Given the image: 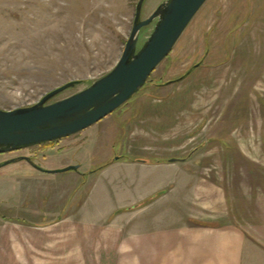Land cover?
Wrapping results in <instances>:
<instances>
[{"label": "rangeland", "instance_id": "rangeland-1", "mask_svg": "<svg viewBox=\"0 0 264 264\" xmlns=\"http://www.w3.org/2000/svg\"><path fill=\"white\" fill-rule=\"evenodd\" d=\"M137 1L0 0V108L34 104L54 87L69 80H79L49 100L54 101L107 73L122 52ZM161 1L145 0L141 18H146ZM212 5L213 0L204 2L145 84L99 123L106 124L104 135L75 138L74 135L0 153V163L27 156L46 170L39 171L23 159L0 166V236L10 232L9 235L31 242L27 245L29 250L20 246L23 248L18 251L20 261L16 264H136L134 256L126 257L125 254L133 252L130 241L136 236L135 232L151 228L148 224L151 218L145 217L146 225L140 227L136 224H140L143 217L126 215L124 219L128 218L129 230L120 229V224H70L72 216L68 223H52L68 215L81 202L84 207L79 217L89 221L99 217L104 219L124 207L129 193L142 186L134 179L136 175L140 178L139 173L125 175L123 170L118 172L112 168L110 175L105 171L96 178L87 196L90 180L81 173L86 175L87 171L120 155L152 159L147 150L139 148L142 142L130 135L133 127H147L140 124L146 113L136 112L137 107L133 106L136 98H158V93L151 89L152 83L164 82L162 76L170 65L176 67L174 73H177L202 63L205 59L201 57V51L209 56V63L222 64L216 68H202L197 76L193 100L198 111L209 114L203 130L192 133L189 140H209L222 146L180 151L215 160L220 157L240 159L236 167L227 166V172H239L238 193L242 199L257 198L260 202L259 197L264 191V19L252 21L250 29L245 28L248 35L238 44V52H225L227 42L222 43V38L217 37L211 39V52L207 54L203 45L206 37L201 41V32L216 24L217 18L211 14ZM217 25L224 29L228 24L222 28L221 24ZM152 26L153 23L141 28L138 47ZM243 28L238 31L242 32ZM197 81H186L182 86L188 91L187 88L191 90ZM198 118L191 117L190 122L194 123ZM193 123L175 126V140L187 139L185 132L189 128L194 130ZM67 159L71 161L67 165H78V169L55 171L67 166ZM216 167L219 171V164ZM119 175L121 180L116 179ZM142 177L145 181L151 179L150 175ZM104 181L109 182L112 193L109 185L103 188ZM138 207L132 206V209ZM257 233L261 235L262 232ZM39 240L45 244H33ZM248 250L262 251L250 245L244 247V251ZM0 264L7 262L0 259ZM8 264L15 263L10 261Z\"/></svg>", "mask_w": 264, "mask_h": 264}, {"label": "crops", "instance_id": "crops-1", "mask_svg": "<svg viewBox=\"0 0 264 264\" xmlns=\"http://www.w3.org/2000/svg\"><path fill=\"white\" fill-rule=\"evenodd\" d=\"M213 1L211 14L217 18L216 24L214 28H205L201 32V41L206 37L203 41L205 51L209 54L211 39L220 37L222 43L227 42L225 52H238V44L248 35L246 29H250L251 22L264 19V0ZM217 24H221V28L224 24L228 25L220 29L217 28L219 26ZM242 26H244L242 32L238 31ZM203 52H200L201 57L205 59L202 63H195L186 68L187 70L177 73H174L176 67L170 65L162 76L164 82L152 83L151 89L158 93V98L153 97L150 100L145 96L136 98L133 106L137 107L136 112L146 113L140 124L147 127H133L130 135L142 142L139 148L147 150L152 156L151 160L131 159L120 155L97 166H102L98 171L92 169L87 171L86 175L81 173L82 177L86 176L87 181L90 180L86 196L90 194L96 178L105 171L110 175L113 172L110 170L112 168L118 172H121L119 169L123 170L125 175L139 173L140 178L136 175L134 179L142 186L134 193H129L130 198H135L131 200L129 198L116 214L90 221L81 220L79 217L84 207L81 206L83 203L81 202L74 207L76 209L52 224L68 223L72 216L70 224H120V229H127L128 218L124 217L136 214L135 218L143 217L140 224H136L140 227L146 225L143 222L145 217L151 218V223H148L151 224V228L135 232L136 236L130 241L133 244V252L125 254L126 257L134 256L136 264H264V191L263 196L259 197L260 202L257 198L240 197L239 172L236 174L227 172L228 167H236L240 159L220 157L215 160L207 156L195 157L188 155L189 153H185L187 154L185 156L183 151H180L185 148L191 151L199 147L213 149L222 146L209 140L199 139L195 142L189 140L192 133L203 130L204 123L207 122L206 115L209 114L202 110L198 111L193 100L192 91L198 84L197 76L200 75L202 68H216L222 64L216 61L209 63V56ZM180 77L182 78L176 81ZM186 81L197 82L191 90L187 88L186 91L182 86ZM199 113H202L201 116ZM183 117L188 120H182ZM191 117L199 118L193 123L190 122ZM104 119L68 137L104 135L106 124H99ZM190 123L196 126L194 130L189 128L185 132L187 139L176 141L175 126ZM70 162V159H67L65 165ZM216 164H219L220 172L217 171ZM123 167L125 169H122ZM252 170L255 169L252 167ZM142 175H150L151 179L145 181ZM116 179L121 180V176ZM108 185L109 182L104 181L103 188H108ZM110 187L111 185L109 191L112 193ZM157 193L159 194L151 202L132 209L135 203L138 204L137 202H142ZM257 232L262 233L259 235ZM9 233L0 236V259L7 264L10 261L16 264V261H20L18 251L23 248L20 246L27 247L31 242ZM126 242L128 243V240ZM33 244L45 243L39 240ZM248 245L256 246L262 251H244V247Z\"/></svg>", "mask_w": 264, "mask_h": 264}, {"label": "water", "instance_id": "water-1", "mask_svg": "<svg viewBox=\"0 0 264 264\" xmlns=\"http://www.w3.org/2000/svg\"><path fill=\"white\" fill-rule=\"evenodd\" d=\"M145 0H138L129 35L114 66L84 88L49 101L79 80H69L47 91L34 104L13 109L0 108V153L43 144L76 134L100 121L136 93L172 47L206 0H163L141 18ZM153 23L138 47L141 28ZM23 159L34 168L30 157L20 156L0 166ZM67 165L55 171L77 170Z\"/></svg>", "mask_w": 264, "mask_h": 264}, {"label": "trees", "instance_id": "trees-1", "mask_svg": "<svg viewBox=\"0 0 264 264\" xmlns=\"http://www.w3.org/2000/svg\"><path fill=\"white\" fill-rule=\"evenodd\" d=\"M51 142H52V141H51ZM101 167H102V166H100V167H96V168H95L94 170H92V171H98V170L101 169ZM159 193H161V192H159ZM159 193H157L154 197H156ZM154 197H151V198H148V199H146V200H144V201H142V202H139L138 204H135L133 207L141 206V205L147 203L148 201L152 200Z\"/></svg>", "mask_w": 264, "mask_h": 264}, {"label": "flooded vegetation", "instance_id": "flooded-vegetation-1", "mask_svg": "<svg viewBox=\"0 0 264 264\" xmlns=\"http://www.w3.org/2000/svg\"><path fill=\"white\" fill-rule=\"evenodd\" d=\"M36 169V168H35ZM40 171V170H39Z\"/></svg>", "mask_w": 264, "mask_h": 264}]
</instances>
